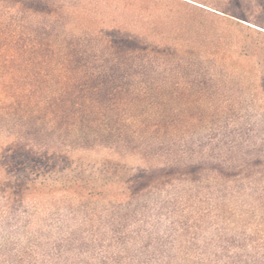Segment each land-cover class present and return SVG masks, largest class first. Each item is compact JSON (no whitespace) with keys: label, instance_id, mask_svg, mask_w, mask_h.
Here are the masks:
<instances>
[{"label":"rangeland","instance_id":"1","mask_svg":"<svg viewBox=\"0 0 264 264\" xmlns=\"http://www.w3.org/2000/svg\"><path fill=\"white\" fill-rule=\"evenodd\" d=\"M150 1L151 15L147 0H64L77 12L47 39L36 32L46 17L0 0V144L145 168L143 189H130L129 199L65 204L60 227L85 247L129 217L137 234L156 233L175 249L176 264H190V252L249 246V236L264 235V0ZM114 21L147 43L160 35L180 46L126 55L100 32ZM146 21L162 23L156 36ZM31 37L37 49L28 50ZM47 41L52 56H42ZM14 216L8 210L2 219L14 227Z\"/></svg>","mask_w":264,"mask_h":264},{"label":"trees","instance_id":"2","mask_svg":"<svg viewBox=\"0 0 264 264\" xmlns=\"http://www.w3.org/2000/svg\"><path fill=\"white\" fill-rule=\"evenodd\" d=\"M172 1L190 4L183 0ZM151 2L147 0L144 8L147 15L152 14ZM15 4L19 8L25 7L29 14L46 17L47 21L42 26L35 27L39 38L49 39L55 35L57 39L63 31L60 29H64L61 27L64 24L60 25L61 28L59 24L65 17L74 16L77 12L67 7L64 0H17ZM193 6L207 16H215L250 30L225 16L226 13L221 16L216 14L215 9L211 12ZM159 24L154 21L143 23L148 34L153 36L157 35ZM102 26L100 32L109 34L115 49L124 54L128 50L130 54L145 51L149 44L161 53L180 46L177 38H160V35L147 43L135 27H126L118 21ZM254 32L261 34L256 30ZM31 40L33 42L28 50L37 49L36 39L31 37ZM57 44L62 45L61 42ZM244 47L241 46L242 55L247 54ZM262 47L264 51V45ZM52 48L54 45L47 41L46 47H43L46 53L42 56L54 55ZM11 58L4 59V64L10 63ZM43 63L48 64V60H43ZM31 64L32 61L19 63L23 67ZM0 161V203H4L0 208V264H176L173 246L159 235L155 236L154 232L137 234L132 218H119L120 221L112 224L115 225L113 228L98 236L91 235L87 245L81 247L74 242L70 232L61 229V217L56 216L64 211L65 204L70 206L76 200H96L108 204L124 202L130 189H143L145 168L110 157H84L68 151L42 150L18 140L0 144ZM8 210L15 215L14 227L2 219ZM139 238L147 240V244L140 246L136 242ZM242 242L241 246L239 241H232L227 246L214 245L205 248L198 256L190 252V264H264V235L249 236L247 242L253 247Z\"/></svg>","mask_w":264,"mask_h":264}]
</instances>
